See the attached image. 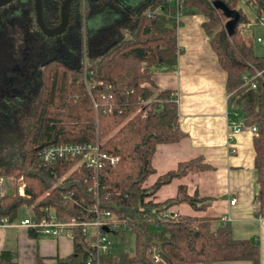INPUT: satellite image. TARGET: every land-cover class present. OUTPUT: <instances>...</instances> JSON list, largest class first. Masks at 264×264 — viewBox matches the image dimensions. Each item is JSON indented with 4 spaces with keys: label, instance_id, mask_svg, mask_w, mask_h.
<instances>
[{
    "label": "trees",
    "instance_id": "16d2710c",
    "mask_svg": "<svg viewBox=\"0 0 264 264\" xmlns=\"http://www.w3.org/2000/svg\"><path fill=\"white\" fill-rule=\"evenodd\" d=\"M214 1L178 0L175 5L169 0H72L66 30L53 37L37 26L34 0H13L14 5L0 7V178L13 180L0 195V218L15 220L22 206L36 217L51 208L63 221H90L96 210L108 211L118 222L110 233L133 235L130 251L95 255L86 233L74 227L73 252L58 258L57 264H88V258L97 264L227 260L259 264L258 244L234 238L228 224L214 226L209 217L168 211L183 202L195 210L209 204L208 199L188 194L185 185L162 202L150 199L174 178L212 169L202 157L180 162L144 186L155 171L156 146L186 135L170 91L152 89L153 70L177 63L180 21L175 19L176 12L200 14L210 47L226 73L228 109L257 129L254 168L258 215L264 217V55L254 53L252 37L238 28L250 22L243 6L250 9L255 22L264 18V0H219L233 11L230 17L216 9ZM61 2L42 0L46 27L59 24ZM129 12L133 17L126 30L115 29ZM16 27L27 30L17 42ZM255 71L261 77L255 78L253 88L245 82ZM96 141L103 152L118 157L114 164L106 161L94 170L85 164L76 166L79 157L41 159L42 150L51 145ZM21 185L23 196L18 192ZM28 233L43 236L35 229ZM154 240L161 243L160 251ZM153 250L161 263L153 261ZM0 264H18L15 250L3 247Z\"/></svg>",
    "mask_w": 264,
    "mask_h": 264
},
{
    "label": "crops",
    "instance_id": "0c3cea01",
    "mask_svg": "<svg viewBox=\"0 0 264 264\" xmlns=\"http://www.w3.org/2000/svg\"><path fill=\"white\" fill-rule=\"evenodd\" d=\"M200 14L181 16L177 28L180 52L170 70H153L152 89L169 90L178 97L177 112L180 128L186 135L172 143L158 144L152 156L154 173L146 178L150 186L157 176L175 169L178 163L195 157L213 168L189 171L180 178L160 186L150 197L162 202L174 197L179 185L188 194L209 200L202 210L183 202L171 206L172 214L205 216L214 226L228 224L236 239H252L259 247V264H264V217L258 215L256 171L254 168V134L241 130L230 135V121L236 120L228 109L225 89L226 73L218 63L202 27ZM235 203L230 205V199ZM222 216L228 217L222 222ZM27 217V216H25ZM24 217V218H25ZM15 250L18 264H57V259L69 257L73 241L68 234L53 238L30 236L28 228L0 227V250ZM192 264H252L249 260L212 261Z\"/></svg>",
    "mask_w": 264,
    "mask_h": 264
},
{
    "label": "built area",
    "instance_id": "2783aa9c",
    "mask_svg": "<svg viewBox=\"0 0 264 264\" xmlns=\"http://www.w3.org/2000/svg\"><path fill=\"white\" fill-rule=\"evenodd\" d=\"M170 3H174L177 5L178 0H169ZM181 15L177 11L175 15V19L177 22L180 21ZM264 28V18L256 22ZM252 22L242 23L239 25V30L241 33H247L251 28ZM246 35V34H245ZM249 36V35H248ZM256 41L264 42V38L257 36ZM174 68V67H173ZM161 70H170L166 66H161ZM261 77V72L255 71V74L246 77L248 80L245 84H249L250 87H255V78ZM171 97L177 104L178 97L176 93H171ZM236 120L230 121V135H234L241 130H249L254 136L257 135V129L255 125H246L242 118L240 117L238 112L233 113ZM58 156H66L68 158H76L79 157V161L76 166L80 164H85L87 167H90L94 170L100 169L106 161H109L110 164H114L117 160V156L108 155L101 150V143L96 141L95 143L88 144H77V145H51L42 150L41 159L44 162H51L55 160ZM2 178H0V183ZM18 192L20 195H24L23 185L18 188ZM235 203V198L230 199V205ZM44 214L39 217H36L32 212L31 216H27L22 218L21 220H9L8 217L4 216L0 218V227H19L24 226L28 229L39 230L43 236L48 237H59L64 234H68L71 238H73V229L74 227L80 228L83 232L86 233L88 244L91 247L92 251L95 255L104 254L112 251V242L109 239V233L111 230L117 229L118 222L111 218V214L108 211L98 212L96 210V217L90 221H77L75 219H71L69 221H63L58 219L55 215V211L51 208H44ZM260 216V215H259ZM262 217V216H261ZM222 222H226L228 217L222 216L220 218ZM108 231V233L106 232ZM153 261L155 263H161V258L156 250L152 251L151 255ZM88 264H97L96 262L92 263V260L88 258Z\"/></svg>",
    "mask_w": 264,
    "mask_h": 264
},
{
    "label": "rangeland",
    "instance_id": "374dc122",
    "mask_svg": "<svg viewBox=\"0 0 264 264\" xmlns=\"http://www.w3.org/2000/svg\"><path fill=\"white\" fill-rule=\"evenodd\" d=\"M14 4L15 3L12 2V5H14ZM25 8H26V11H28V3L25 5ZM243 10H244V13L246 14V16L250 19V22H252L250 30L245 34L252 37L254 53L258 56H263L264 55V42L256 41V37L260 36V37L264 38V28H263V26L259 25L258 23H256L254 21L253 13L250 11L249 8L243 6ZM27 13L28 12H26V14ZM132 17H133L132 12L125 14V18L122 21L115 24V29H117L118 31H125L130 20L132 19ZM27 20H28V17H27L26 21ZM30 31H32V29ZM14 32L16 34V42H17L18 39L26 36L25 33L27 32V30H19L16 27V28H14ZM30 36H33V35H30ZM32 67H33V65L29 66V70H31ZM12 181L13 180L10 177H8V178L2 177V181L0 183V195L6 191V185L11 184ZM31 214H32V211L29 207L27 208L25 206H22L18 211L16 219L21 220L25 216H31ZM108 236L112 242V250L115 252L130 251L133 248V235H131V234L114 235L112 233H109Z\"/></svg>",
    "mask_w": 264,
    "mask_h": 264
},
{
    "label": "water",
    "instance_id": "95a60500",
    "mask_svg": "<svg viewBox=\"0 0 264 264\" xmlns=\"http://www.w3.org/2000/svg\"><path fill=\"white\" fill-rule=\"evenodd\" d=\"M13 0H0V7L9 4ZM91 2L98 1V0H89ZM72 0H62L61 7H60V22L57 26L48 28L45 26L43 22L42 16V0H34V9H35V22L39 27L40 31L49 37L57 36L62 34L69 23V6ZM213 6L216 9H219L223 12L226 17H230L233 15V11L230 10L227 5L222 1H214ZM153 243L157 246L158 250H161V243L158 241H153Z\"/></svg>",
    "mask_w": 264,
    "mask_h": 264
}]
</instances>
